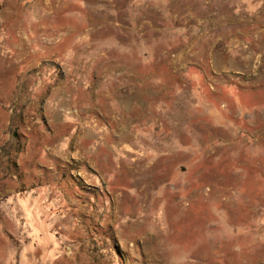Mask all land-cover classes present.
I'll return each instance as SVG.
<instances>
[{
  "label": "rangeland",
  "instance_id": "1",
  "mask_svg": "<svg viewBox=\"0 0 264 264\" xmlns=\"http://www.w3.org/2000/svg\"><path fill=\"white\" fill-rule=\"evenodd\" d=\"M0 264H264V0H0Z\"/></svg>",
  "mask_w": 264,
  "mask_h": 264
}]
</instances>
